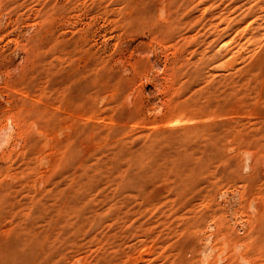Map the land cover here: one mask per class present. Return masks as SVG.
I'll return each instance as SVG.
<instances>
[{
	"label": "rangeland",
	"instance_id": "rangeland-1",
	"mask_svg": "<svg viewBox=\"0 0 264 264\" xmlns=\"http://www.w3.org/2000/svg\"><path fill=\"white\" fill-rule=\"evenodd\" d=\"M0 264H264V0H0Z\"/></svg>",
	"mask_w": 264,
	"mask_h": 264
}]
</instances>
